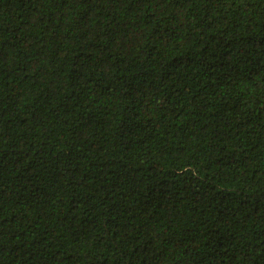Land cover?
<instances>
[{
  "label": "trees",
  "instance_id": "1",
  "mask_svg": "<svg viewBox=\"0 0 264 264\" xmlns=\"http://www.w3.org/2000/svg\"><path fill=\"white\" fill-rule=\"evenodd\" d=\"M0 264H264V0H0Z\"/></svg>",
  "mask_w": 264,
  "mask_h": 264
}]
</instances>
